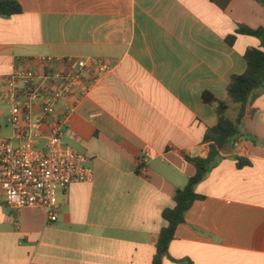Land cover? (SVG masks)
<instances>
[{"label": "crops", "instance_id": "crops-1", "mask_svg": "<svg viewBox=\"0 0 264 264\" xmlns=\"http://www.w3.org/2000/svg\"><path fill=\"white\" fill-rule=\"evenodd\" d=\"M0 16V139H15L2 85L40 59H102L112 66L83 99L64 143L83 153L92 183L60 191L59 218L14 211L0 196V264H153L162 214L207 158L218 117L203 100L228 95L245 53L263 49L239 25L264 28L262 0H17ZM235 35L234 44L228 37ZM91 72L84 80L89 82ZM242 138L223 152L176 229L163 264H264V91L249 106ZM239 159L250 162L238 167Z\"/></svg>", "mask_w": 264, "mask_h": 264}, {"label": "built area", "instance_id": "built-area-1", "mask_svg": "<svg viewBox=\"0 0 264 264\" xmlns=\"http://www.w3.org/2000/svg\"><path fill=\"white\" fill-rule=\"evenodd\" d=\"M40 63L42 69H14L2 85L18 133L15 139H0V196L14 211L41 209L49 222H56L59 192L95 179L86 156L64 143L65 129L78 104L112 66L102 59L78 60L76 67L62 70L56 65L74 60L54 57Z\"/></svg>", "mask_w": 264, "mask_h": 264}, {"label": "trees", "instance_id": "trees-1", "mask_svg": "<svg viewBox=\"0 0 264 264\" xmlns=\"http://www.w3.org/2000/svg\"><path fill=\"white\" fill-rule=\"evenodd\" d=\"M264 3V0H262ZM22 6L17 0H0V16L10 17L22 13ZM236 34L256 37L262 41L263 49H249L245 53L247 70L244 74L233 75L230 79L227 91L232 103L238 105L239 111L235 119L228 116L230 104L218 100L211 92L203 93L206 104L214 107L218 117L215 127L208 128L203 142L210 144V152L207 158L186 157L196 173L190 178L187 186L178 189L175 195V207L163 211V218L167 225L162 228L156 244V255L153 264H163V259L168 255L170 243L173 241L176 229L185 222V216L194 202L204 197L196 192V187L205 180L207 175L214 169L221 159L222 152L233 142L242 138L241 126L245 117L249 114V106L264 91V28L252 29L239 25ZM235 35L228 37L232 45ZM250 162L239 159L238 167L242 168Z\"/></svg>", "mask_w": 264, "mask_h": 264}]
</instances>
